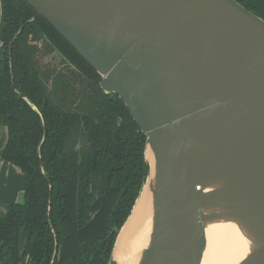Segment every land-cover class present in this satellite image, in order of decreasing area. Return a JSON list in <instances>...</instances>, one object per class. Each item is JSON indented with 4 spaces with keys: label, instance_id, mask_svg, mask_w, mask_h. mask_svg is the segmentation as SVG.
Instances as JSON below:
<instances>
[{
    "label": "water",
    "instance_id": "obj_1",
    "mask_svg": "<svg viewBox=\"0 0 264 264\" xmlns=\"http://www.w3.org/2000/svg\"><path fill=\"white\" fill-rule=\"evenodd\" d=\"M23 1L145 136V180L108 264L143 192L136 264H201L213 227L246 246L238 264H264V20L235 0Z\"/></svg>",
    "mask_w": 264,
    "mask_h": 264
},
{
    "label": "trees",
    "instance_id": "obj_2",
    "mask_svg": "<svg viewBox=\"0 0 264 264\" xmlns=\"http://www.w3.org/2000/svg\"><path fill=\"white\" fill-rule=\"evenodd\" d=\"M235 1L264 20V0ZM0 5L1 158L24 178L0 218V264H108L145 180V136L46 20L23 0Z\"/></svg>",
    "mask_w": 264,
    "mask_h": 264
},
{
    "label": "bare ground",
    "instance_id": "obj_3",
    "mask_svg": "<svg viewBox=\"0 0 264 264\" xmlns=\"http://www.w3.org/2000/svg\"><path fill=\"white\" fill-rule=\"evenodd\" d=\"M144 203L143 192L116 240L113 256L117 264H136L148 245L150 221L148 209H143ZM246 245L249 248V242ZM246 251V246L237 241L232 231L209 228L201 264H238Z\"/></svg>",
    "mask_w": 264,
    "mask_h": 264
},
{
    "label": "crops",
    "instance_id": "obj_4",
    "mask_svg": "<svg viewBox=\"0 0 264 264\" xmlns=\"http://www.w3.org/2000/svg\"><path fill=\"white\" fill-rule=\"evenodd\" d=\"M1 18V5H0ZM2 43L0 42V58L2 57ZM7 131L0 125V218L4 217L10 205L19 203L24 190V178L19 169L5 163L1 158L2 150L6 144ZM25 234H21L20 246L25 242ZM20 264H29V261H22Z\"/></svg>",
    "mask_w": 264,
    "mask_h": 264
}]
</instances>
